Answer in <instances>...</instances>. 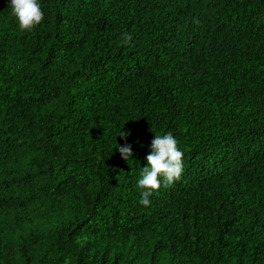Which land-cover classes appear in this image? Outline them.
Instances as JSON below:
<instances>
[{
  "label": "trees",
  "instance_id": "trees-1",
  "mask_svg": "<svg viewBox=\"0 0 264 264\" xmlns=\"http://www.w3.org/2000/svg\"><path fill=\"white\" fill-rule=\"evenodd\" d=\"M39 3L0 0V264H264V0Z\"/></svg>",
  "mask_w": 264,
  "mask_h": 264
},
{
  "label": "clouds",
  "instance_id": "clouds-1",
  "mask_svg": "<svg viewBox=\"0 0 264 264\" xmlns=\"http://www.w3.org/2000/svg\"><path fill=\"white\" fill-rule=\"evenodd\" d=\"M12 14L23 31H32L44 19L39 0H10ZM131 34L124 33L123 41L129 42ZM130 132L121 131L120 136L127 141ZM151 151L146 156L147 166L142 168L137 188L141 190L139 203L150 205V197L159 191L161 186L170 187L178 181L184 171L183 155L178 148V141L172 133L154 135L151 140ZM122 159L129 161L133 158L132 145L125 142L118 146Z\"/></svg>",
  "mask_w": 264,
  "mask_h": 264
}]
</instances>
